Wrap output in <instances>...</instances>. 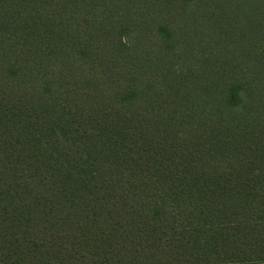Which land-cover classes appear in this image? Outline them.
Masks as SVG:
<instances>
[{"label": "trees", "instance_id": "obj_1", "mask_svg": "<svg viewBox=\"0 0 264 264\" xmlns=\"http://www.w3.org/2000/svg\"><path fill=\"white\" fill-rule=\"evenodd\" d=\"M0 264H264V0H0Z\"/></svg>", "mask_w": 264, "mask_h": 264}]
</instances>
